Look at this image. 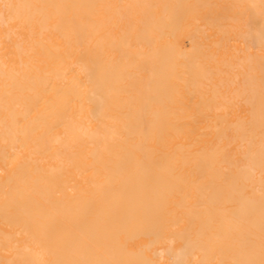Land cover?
<instances>
[{"label":"bare ground","instance_id":"bare-ground-1","mask_svg":"<svg viewBox=\"0 0 264 264\" xmlns=\"http://www.w3.org/2000/svg\"><path fill=\"white\" fill-rule=\"evenodd\" d=\"M0 264H264V0H0Z\"/></svg>","mask_w":264,"mask_h":264}]
</instances>
